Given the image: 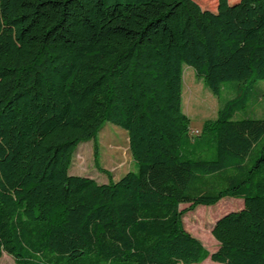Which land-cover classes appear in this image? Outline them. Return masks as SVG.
I'll use <instances>...</instances> for the list:
<instances>
[{"label": "trees", "instance_id": "16d2710c", "mask_svg": "<svg viewBox=\"0 0 264 264\" xmlns=\"http://www.w3.org/2000/svg\"><path fill=\"white\" fill-rule=\"evenodd\" d=\"M183 65L213 94L264 82V0H0V257L16 264H264V119L225 101L190 134ZM105 123L134 170L98 166ZM93 142L105 183L70 175ZM224 197L213 252L182 215ZM181 204H188L180 209Z\"/></svg>", "mask_w": 264, "mask_h": 264}, {"label": "rangeland", "instance_id": "374dc122", "mask_svg": "<svg viewBox=\"0 0 264 264\" xmlns=\"http://www.w3.org/2000/svg\"><path fill=\"white\" fill-rule=\"evenodd\" d=\"M201 7L213 9L216 0H195ZM244 101L245 106L236 112L234 119L244 117L264 119V82L253 84H239L237 81H227L221 86L219 95H213L196 77L191 67L183 65L181 109L190 119V134L197 135L202 123L216 116L219 107L227 100ZM98 166L107 170L113 180H117L128 171L134 170V163L130 154L128 136L126 132L110 123H105L97 134ZM70 175L93 178L98 183H105L107 176L101 173L95 164L93 142L80 143L73 154ZM188 204H181L180 209ZM242 208V200L224 197L214 205H198L182 215L184 229L197 238L209 252L217 246V242L210 234L214 222L223 214ZM216 242V243H215ZM213 261L208 258L201 263ZM0 264H16L13 258L3 253Z\"/></svg>", "mask_w": 264, "mask_h": 264}, {"label": "crops", "instance_id": "0c3cea01", "mask_svg": "<svg viewBox=\"0 0 264 264\" xmlns=\"http://www.w3.org/2000/svg\"><path fill=\"white\" fill-rule=\"evenodd\" d=\"M229 2H234V1H237V0H228ZM216 243V242H215ZM217 246H215V248L213 250H211V252H213L214 250H216ZM203 264H218V263H211V262H205Z\"/></svg>", "mask_w": 264, "mask_h": 264}]
</instances>
